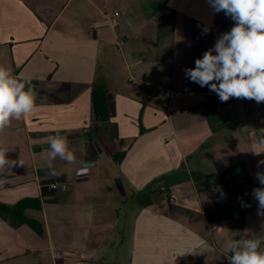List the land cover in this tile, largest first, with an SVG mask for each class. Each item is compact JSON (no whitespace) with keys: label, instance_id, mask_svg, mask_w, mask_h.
<instances>
[{"label":"crops","instance_id":"1","mask_svg":"<svg viewBox=\"0 0 264 264\" xmlns=\"http://www.w3.org/2000/svg\"><path fill=\"white\" fill-rule=\"evenodd\" d=\"M233 23L207 0H0V66L36 94L0 132L23 162L0 174V203L32 200L36 223L0 214V264H229L227 241L264 237V103L219 105L184 72ZM57 132L75 162L49 168Z\"/></svg>","mask_w":264,"mask_h":264},{"label":"clouds","instance_id":"2","mask_svg":"<svg viewBox=\"0 0 264 264\" xmlns=\"http://www.w3.org/2000/svg\"><path fill=\"white\" fill-rule=\"evenodd\" d=\"M214 13L223 12L234 22L230 31L220 34L214 45L195 60V67L185 68V77L200 87L216 93L220 102L231 98L264 103V0H207ZM210 31L205 28L206 34ZM28 81L14 78L10 69L0 66V132L10 126L13 119L29 117L35 110L36 94ZM47 166L53 167L57 158L74 163L75 156L68 148V139L58 132L48 138ZM254 144L264 153V137L254 138ZM7 149L0 146V174L10 170L21 160L8 159ZM264 165L258 161L257 167ZM87 166L80 173L86 174ZM56 176L55 171L51 173ZM255 179L262 187L252 190L257 201V215L264 217V171H257ZM2 182V181H0ZM242 200V198H239ZM250 207V204H243ZM229 264H264V237L232 239L227 241Z\"/></svg>","mask_w":264,"mask_h":264},{"label":"trees","instance_id":"3","mask_svg":"<svg viewBox=\"0 0 264 264\" xmlns=\"http://www.w3.org/2000/svg\"><path fill=\"white\" fill-rule=\"evenodd\" d=\"M107 93L108 90L106 87L97 86L93 89V102L95 106V113L97 121H104L107 120L110 117V110H109V104L107 100ZM208 178V183L210 185L214 186H222L223 184L211 177ZM33 206L32 200H23L19 203H17L14 206L5 205L0 203V214H11L15 215L19 222L27 223L31 226H34L36 223L33 220L27 219L23 216V212Z\"/></svg>","mask_w":264,"mask_h":264},{"label":"built area","instance_id":"4","mask_svg":"<svg viewBox=\"0 0 264 264\" xmlns=\"http://www.w3.org/2000/svg\"><path fill=\"white\" fill-rule=\"evenodd\" d=\"M119 15H120V13H115L114 18H113V21H114L113 23H114V25H117V22H116L115 19L118 18ZM186 83H188V82L186 81ZM218 103H219V105L222 104V102H220L219 99H218ZM218 110L220 111V108H219ZM59 134H60L61 136H63L62 133H59ZM96 165H97V162H96V161H87V162L83 163L82 168H83L84 166H87V168L89 169V168L94 167V166H96ZM53 187H56V186H53ZM170 200H171L172 202H175V201H176V199H175L174 196H171V197H170Z\"/></svg>","mask_w":264,"mask_h":264}]
</instances>
